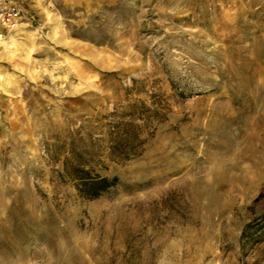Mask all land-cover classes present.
Here are the masks:
<instances>
[{
    "label": "rangeland",
    "instance_id": "1",
    "mask_svg": "<svg viewBox=\"0 0 264 264\" xmlns=\"http://www.w3.org/2000/svg\"><path fill=\"white\" fill-rule=\"evenodd\" d=\"M25 15L0 24V264H264V0Z\"/></svg>",
    "mask_w": 264,
    "mask_h": 264
},
{
    "label": "built area",
    "instance_id": "2",
    "mask_svg": "<svg viewBox=\"0 0 264 264\" xmlns=\"http://www.w3.org/2000/svg\"><path fill=\"white\" fill-rule=\"evenodd\" d=\"M32 0H0V24L14 26L22 22Z\"/></svg>",
    "mask_w": 264,
    "mask_h": 264
},
{
    "label": "trees",
    "instance_id": "3",
    "mask_svg": "<svg viewBox=\"0 0 264 264\" xmlns=\"http://www.w3.org/2000/svg\"><path fill=\"white\" fill-rule=\"evenodd\" d=\"M114 183V180H109L105 177L101 178H87V180L83 181L84 185L88 186V195L89 196H96L101 191L106 190L109 186Z\"/></svg>",
    "mask_w": 264,
    "mask_h": 264
},
{
    "label": "bare ground",
    "instance_id": "4",
    "mask_svg": "<svg viewBox=\"0 0 264 264\" xmlns=\"http://www.w3.org/2000/svg\"><path fill=\"white\" fill-rule=\"evenodd\" d=\"M2 37V35L0 34V38Z\"/></svg>",
    "mask_w": 264,
    "mask_h": 264
}]
</instances>
